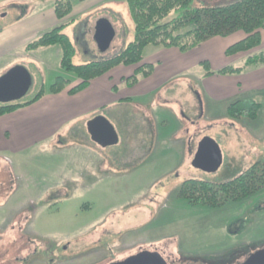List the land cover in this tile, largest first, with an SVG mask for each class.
Segmentation results:
<instances>
[{
    "label": "rangeland",
    "instance_id": "374dc122",
    "mask_svg": "<svg viewBox=\"0 0 264 264\" xmlns=\"http://www.w3.org/2000/svg\"><path fill=\"white\" fill-rule=\"evenodd\" d=\"M234 1L213 0L217 5ZM35 3H42L38 10L33 9ZM49 5L46 0H0V28L18 18L24 10L40 11L48 17ZM77 10L70 19L72 26L64 29L75 45V64L108 58L133 40L135 23L124 1L96 5V0H90L77 6ZM102 18L109 19L115 30V36L104 52L99 50L95 40V27ZM236 36L222 39L231 44L238 40ZM157 47L161 46L149 44L145 47V55ZM57 49L58 46L41 47L34 56L29 55L30 59H24L23 64L33 77L27 97L42 85L46 90L56 76L64 74L59 66ZM254 50L228 56L215 53L210 66H200L196 73L204 77L208 69L216 72L227 61V65L241 66L249 54L264 51V42ZM214 77L203 87L216 92L231 88L229 83ZM174 80L175 87H169L168 93L165 92V100L174 104L172 116L166 113L172 122L163 134L158 124L156 127L165 140L171 141L170 136L179 139L173 140L172 144L166 140L167 143L161 145L163 150L167 148L166 151L159 150L152 157L148 154L143 157L144 153L136 150L133 137L128 135L124 140V131L116 124L120 141L107 146L104 152L109 155L107 162L111 174L99 173L92 184L84 187L81 185L84 178L90 179L85 174L82 181L79 177L80 185L76 189L71 186L69 190L50 187L54 183V174L67 172L59 167V154L30 152L24 155L26 157L19 163L26 181L22 182L19 191H16V185L13 186L15 191L9 185V190L0 191V264H55L56 259L53 263L45 260V255L50 254L48 249L56 248L54 254L61 252V248H68L65 253H84L93 248L92 242H100L96 247L119 256L136 249L139 243L158 247L167 243L172 249L180 247L196 251H217L235 243L241 248L242 240L253 241L254 246L264 244V188L242 201L217 208L189 205L176 194L177 186L186 178L221 183L264 159V91L237 95V98H251L261 104L256 118L230 119L226 100H214L204 93L200 98L193 95L186 74ZM190 82L194 84L193 80ZM152 103L150 106L156 107ZM129 107L123 119L126 122L141 120L148 134L147 130L154 128L150 119ZM149 114L155 116L154 112ZM177 120L184 123L182 129H178L181 124ZM204 136L214 139L222 151V163L214 172L203 171L191 164L197 144ZM89 160L81 159L74 169L89 173L92 168ZM4 179V174L0 175V181ZM16 201L22 202V217L12 219L11 211Z\"/></svg>",
    "mask_w": 264,
    "mask_h": 264
},
{
    "label": "crops",
    "instance_id": "0c3cea01",
    "mask_svg": "<svg viewBox=\"0 0 264 264\" xmlns=\"http://www.w3.org/2000/svg\"><path fill=\"white\" fill-rule=\"evenodd\" d=\"M46 1L50 3L48 17H44L40 11H34L42 4L35 3L33 11H31L32 9L29 12L24 10L22 15L0 28V72L6 71L14 64L26 66L23 64L24 59H30L29 55L34 56V53L38 51V49L27 51L25 50L26 45L59 23L68 22L72 18V14L78 11L77 6L90 0L76 4L68 17L63 20H59L54 14V0ZM102 2L114 5L118 0H96V5ZM236 34L239 35L236 36ZM233 36L239 40L243 38L244 34L239 31L227 37ZM222 38L224 37H212L185 52L180 51L177 47L161 46L146 56L144 49L142 62L152 64L153 70L148 76L140 78L134 85H127L126 79L134 73L137 65L119 64L105 74L92 79L85 88L75 93L68 92L72 86L79 82V79L72 77V82L62 91L50 93L47 87L44 94L34 103L0 115V165H3L0 167V175L4 174L5 176V179L0 181V191L9 190L8 185L12 191H15L13 186L16 185V191H19L22 182L26 181L19 161L23 160L26 157L24 155L30 152L59 154V167L65 168L67 172L54 174V183L50 186L51 188L60 186L64 190H69V187L72 186L76 189L80 185L79 177L82 181L87 174L86 176L90 178L89 181L84 178L81 184L86 187L88 184H92L93 178L97 174L110 175L111 166L107 162L109 155L104 154L107 147H101L93 142L86 128L87 121L98 114L104 115L114 127H117L116 124L120 125L124 131V140L128 135L133 137L135 148L138 153H144L143 157L146 154L152 157L151 155L158 154L159 150L166 151L167 148L163 150L161 145L166 144L167 141L172 144L173 140L178 141L179 139H176V136H170L171 141L167 138L166 141L162 135L172 122L166 113H170L172 116L173 111L175 112L173 102L165 100V92L168 93L169 87H175L176 80L174 79L179 78L182 74L187 75L193 95L200 98L204 93L214 100H226V110L229 103L237 98V95L243 96L246 93L264 91V64L249 67L243 73L236 75L218 74L217 76V74H211L203 77L196 73L202 61L207 60L210 66L215 53L226 55L225 50L230 44L224 42L225 39ZM263 42L264 34H262L259 46ZM57 53L60 54L59 48ZM228 63L227 61L224 65L226 66ZM214 75L216 76L214 77ZM213 77L229 83L227 85L231 88L225 92H216L203 87ZM190 80H193L195 86ZM201 86L206 93L201 91ZM152 102L154 105L156 104V107L150 106V104L153 105ZM127 106H131L129 108H132L133 112L142 113L145 119H150L154 128L147 130L148 134L141 120L135 119L134 122L131 120L126 122L123 119ZM149 112H154L155 116L150 115ZM177 121L182 125L178 129H182L184 123L181 120ZM157 124L162 134L156 130ZM127 129L129 130L127 131ZM87 158L91 161V164L89 163V166L92 167L91 171L89 173L87 170L77 172L76 167L74 169L73 166L81 159L86 161ZM38 191L40 192V190ZM14 203L15 206L12 207L10 216L12 219L20 217L23 208L21 201ZM27 219L28 216L25 221ZM25 232L27 231L25 230ZM92 243V249L104 250L96 247L100 242ZM68 251L66 250V252Z\"/></svg>",
    "mask_w": 264,
    "mask_h": 264
},
{
    "label": "trees",
    "instance_id": "16d2710c",
    "mask_svg": "<svg viewBox=\"0 0 264 264\" xmlns=\"http://www.w3.org/2000/svg\"><path fill=\"white\" fill-rule=\"evenodd\" d=\"M84 0H54L53 11L59 20L71 13L75 3ZM120 1V0H118ZM127 4L134 20V38L114 55L108 58L90 60L75 64L73 56L75 45L64 29L71 25V20L61 22L30 41L25 50L41 47L58 46L60 49L59 66L63 75L56 76L48 86L50 93L62 91L72 82V77L79 82L69 89L75 93L85 88L89 82L108 72L112 67L137 65L134 73L126 79L127 85H134L140 78L148 76L153 65L143 63V51L149 44L162 47H177L185 52L215 37H227L235 32H242L243 38L230 44L226 55L249 52L261 44L264 30V0H235L229 4L217 5L213 0H122ZM264 64V51L249 54L241 66L227 65L216 72L208 69L205 76L211 74H240L247 68ZM200 66L208 68L204 60ZM42 85L27 97L0 103V115L37 101L44 94ZM261 104L251 98L239 97L227 106L230 119L247 117L254 119ZM264 188V159L254 162L248 169L235 178L214 183L203 179H186L176 190L179 198L189 205H201L208 208L221 207L227 203L242 201L255 195Z\"/></svg>",
    "mask_w": 264,
    "mask_h": 264
},
{
    "label": "water",
    "instance_id": "95a60500",
    "mask_svg": "<svg viewBox=\"0 0 264 264\" xmlns=\"http://www.w3.org/2000/svg\"><path fill=\"white\" fill-rule=\"evenodd\" d=\"M115 30L107 18L98 21L95 27V40L101 52L106 51ZM33 84L29 70L21 64L13 65L0 75V103H8L26 96ZM87 132L93 142L101 147L116 145L119 136L112 123L101 114L94 116L86 123ZM222 151L219 144L212 138L204 136L197 144L192 159V166L206 172L216 171L222 163ZM111 264H164L157 252L141 251L124 260ZM243 264H264V247L253 252Z\"/></svg>",
    "mask_w": 264,
    "mask_h": 264
},
{
    "label": "flooded vegetation",
    "instance_id": "af4514ba",
    "mask_svg": "<svg viewBox=\"0 0 264 264\" xmlns=\"http://www.w3.org/2000/svg\"><path fill=\"white\" fill-rule=\"evenodd\" d=\"M119 240L123 241L122 238H119ZM252 243L253 241L250 240H242L241 248H239L240 246L237 247V243H235L232 247H225L217 251H196L192 248L180 247L172 249L167 246V243H164L161 247L154 246L151 243L145 245L139 243L136 249L120 256L110 250H102L99 254V249H89L84 253H65L67 249L61 248V252L54 254L56 248H51L48 249L50 254L45 255V260L53 263L56 259L55 264H111L141 251H151L159 253L164 264H243L253 252L264 247V244L254 246Z\"/></svg>",
    "mask_w": 264,
    "mask_h": 264
}]
</instances>
